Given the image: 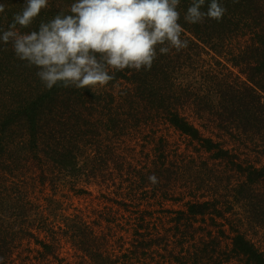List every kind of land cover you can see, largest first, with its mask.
Here are the masks:
<instances>
[{
	"label": "trees",
	"instance_id": "16d2710c",
	"mask_svg": "<svg viewBox=\"0 0 264 264\" xmlns=\"http://www.w3.org/2000/svg\"><path fill=\"white\" fill-rule=\"evenodd\" d=\"M62 179L104 208L48 210ZM67 247L264 264V0H0V264Z\"/></svg>",
	"mask_w": 264,
	"mask_h": 264
},
{
	"label": "rangeland",
	"instance_id": "374dc122",
	"mask_svg": "<svg viewBox=\"0 0 264 264\" xmlns=\"http://www.w3.org/2000/svg\"><path fill=\"white\" fill-rule=\"evenodd\" d=\"M65 182L66 181H64V179H62V181L60 180L58 182V184L60 183L58 188H56L55 185L48 184L45 190H41V192L38 193V196L41 197V203L48 208V210L50 209L48 205H51V207L55 209L53 210V213H58L59 215H73L78 212V210H89V213L92 216V210L104 208L101 200L93 199L88 196L84 198L82 196H78L73 191V186L70 183ZM86 189L92 192L93 197L99 196L100 194L99 188L95 185L89 187L86 186ZM187 201L188 199H185L181 203L170 202L167 207L173 210H179L180 208H184V204ZM65 251L67 254L66 257L68 258V264H76V259L73 257V251L69 247H67ZM16 264H20V261L17 260Z\"/></svg>",
	"mask_w": 264,
	"mask_h": 264
}]
</instances>
